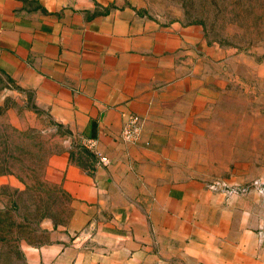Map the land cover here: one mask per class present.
<instances>
[{"label": "crops", "instance_id": "crops-1", "mask_svg": "<svg viewBox=\"0 0 264 264\" xmlns=\"http://www.w3.org/2000/svg\"><path fill=\"white\" fill-rule=\"evenodd\" d=\"M229 51L132 0H0V74L64 133L42 180L68 217L39 224L32 264H264L262 197L206 187L264 181V113L232 110Z\"/></svg>", "mask_w": 264, "mask_h": 264}, {"label": "rangeland", "instance_id": "rangeland-1", "mask_svg": "<svg viewBox=\"0 0 264 264\" xmlns=\"http://www.w3.org/2000/svg\"><path fill=\"white\" fill-rule=\"evenodd\" d=\"M132 1L147 16L198 25L226 46L238 80L227 93L232 110L248 117L264 113V0ZM54 126L26 92L0 74V264H32L27 245L40 240L39 224L68 217V198L42 180L46 158L64 139Z\"/></svg>", "mask_w": 264, "mask_h": 264}, {"label": "built area", "instance_id": "built-area-1", "mask_svg": "<svg viewBox=\"0 0 264 264\" xmlns=\"http://www.w3.org/2000/svg\"><path fill=\"white\" fill-rule=\"evenodd\" d=\"M141 134V119L136 114H129L123 124L120 137L127 143H136L139 141ZM82 146L94 153L98 158V163L107 165L109 159L100 154L97 150V141L93 138L84 137L81 139ZM207 189L222 193L225 197L244 196L249 191L255 190L264 201V181L259 178L253 179L245 184L233 183L221 177L211 178L206 182ZM84 235V233H81ZM81 235H77V239H82ZM84 239V238H83Z\"/></svg>", "mask_w": 264, "mask_h": 264}]
</instances>
